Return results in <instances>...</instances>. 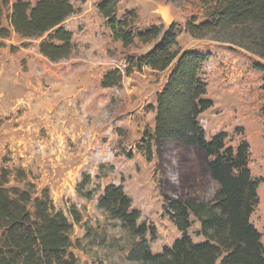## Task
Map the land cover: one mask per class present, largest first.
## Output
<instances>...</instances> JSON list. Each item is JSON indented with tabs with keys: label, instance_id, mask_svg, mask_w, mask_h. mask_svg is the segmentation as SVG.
I'll return each mask as SVG.
<instances>
[{
	"label": "rangeland",
	"instance_id": "rangeland-1",
	"mask_svg": "<svg viewBox=\"0 0 264 264\" xmlns=\"http://www.w3.org/2000/svg\"><path fill=\"white\" fill-rule=\"evenodd\" d=\"M23 1L34 5L39 0ZM101 1L70 0L82 13L63 24L73 32L76 46L67 60L52 63L40 54L39 45L48 34L35 39L22 40L13 34L0 38V168L12 173L7 188L24 189L30 183L37 196L48 190L55 207L68 216L71 205L82 213L83 222L75 225L72 235L81 241V248L71 250L80 264H140L128 258L134 240L119 222L97 208L107 186L123 185L133 209L141 212L140 222L156 227V239L147 237L153 253L181 237L167 199L208 203L219 186L200 150L153 143L148 153L143 146L149 142L145 133L155 130L151 107H156L157 94L166 86L172 68L165 72L135 69L124 76L121 87L102 88L108 71L125 72L130 57L141 58L154 44L137 43L125 49L115 42L97 10ZM202 1L119 0L118 18L136 13V31L153 25L167 30L175 24L182 50L212 54L202 77L214 107L200 117V124L209 140L226 132L227 146L237 148L244 140L250 144L252 176L263 179L251 222L264 243V60L238 42L233 44L227 35L219 41L191 37L186 22L192 17L205 20ZM0 11L7 27L10 7L0 5ZM12 46L18 49L13 52ZM19 170L26 173L25 181L15 179ZM86 174L93 179L86 188L93 192L91 201L77 193ZM191 221L193 241H204L200 223L194 216Z\"/></svg>",
	"mask_w": 264,
	"mask_h": 264
},
{
	"label": "trees",
	"instance_id": "trees-1",
	"mask_svg": "<svg viewBox=\"0 0 264 264\" xmlns=\"http://www.w3.org/2000/svg\"><path fill=\"white\" fill-rule=\"evenodd\" d=\"M178 2L181 0H166ZM191 1V0H183ZM205 20L192 17L186 31L194 39L222 40L229 36L232 43L243 47L264 60V0H203ZM10 7L8 26H3L0 11V38L12 34L22 39L42 38L40 54L58 63L75 52L74 34L63 27L72 16L82 13L70 0H39L32 5L23 0H0ZM119 0H102L97 10L106 20L112 39L127 49L137 43L152 45L139 59L129 58L125 72L116 68L108 71L102 81L103 89L119 88L124 76L149 67L157 72L172 68L164 89L157 94L155 130L145 133L149 142L143 146L151 153V144L163 146L176 143L203 152L212 179L218 184L211 202L195 199H167L168 212L181 234L172 246L153 253L147 237H157L156 227L140 222L141 212L133 209V201L123 185H109L98 199L97 208L120 223L133 241L129 260L140 264H264L262 233L251 222L259 204L258 188L263 179H254L249 167L250 144L242 141L237 148L227 146L226 132L207 139L200 117L214 107L207 98L208 83L202 77L205 64L212 54L184 51L180 48L175 24L167 30L153 25L136 31L138 15L127 12L118 18ZM25 46V45H23ZM18 48L12 46L14 52ZM12 173L0 168V264H80L72 249H80L81 241L73 240L75 225L83 222L82 213L71 205L69 216L58 210L48 190L37 196L34 185L24 189L7 188ZM23 170L16 171V180L25 181ZM91 175H84L77 193L91 201L93 192L86 188ZM194 216L200 223V236L193 241L189 234ZM72 220V221H71ZM90 229V228H89Z\"/></svg>",
	"mask_w": 264,
	"mask_h": 264
},
{
	"label": "crops",
	"instance_id": "crops-1",
	"mask_svg": "<svg viewBox=\"0 0 264 264\" xmlns=\"http://www.w3.org/2000/svg\"><path fill=\"white\" fill-rule=\"evenodd\" d=\"M13 35H15V36L21 38L20 36H18V35H16V34H13ZM21 39H22V38H21ZM22 40H23V39H22ZM22 54H23V52H19V53H18L19 56H23ZM199 242H201V241H199Z\"/></svg>",
	"mask_w": 264,
	"mask_h": 264
}]
</instances>
